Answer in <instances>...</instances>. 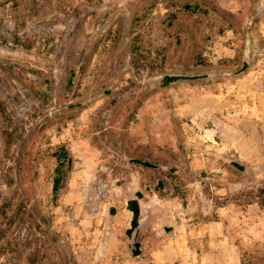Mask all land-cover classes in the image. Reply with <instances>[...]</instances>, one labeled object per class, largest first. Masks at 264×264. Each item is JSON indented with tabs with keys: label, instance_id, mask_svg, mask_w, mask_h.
Masks as SVG:
<instances>
[{
	"label": "rangeland",
	"instance_id": "374dc122",
	"mask_svg": "<svg viewBox=\"0 0 264 264\" xmlns=\"http://www.w3.org/2000/svg\"><path fill=\"white\" fill-rule=\"evenodd\" d=\"M56 1L0 0V264H264V0Z\"/></svg>",
	"mask_w": 264,
	"mask_h": 264
},
{
	"label": "flooded vegetation",
	"instance_id": "af4514ba",
	"mask_svg": "<svg viewBox=\"0 0 264 264\" xmlns=\"http://www.w3.org/2000/svg\"><path fill=\"white\" fill-rule=\"evenodd\" d=\"M53 1H56V0H53ZM63 1H65V0H63ZM56 2L63 4L62 2H60V0H58ZM56 2H51L50 4H52V6H53L54 4H56ZM64 8L66 10L62 9L64 13L62 12V23H60V28H61V34L60 35L61 36L59 39H57L55 41L56 46L58 48L65 45L64 43L67 42L68 38L70 37L69 35H71L73 30L77 27V25H79L82 17L86 13H89V12L95 10V8L91 7L87 3H78L77 5H74L71 9L68 5H65ZM51 10H53V9H51ZM2 97L9 104V106L12 109V111L14 112L17 120L23 119L24 116L28 112V108L23 104L19 105L15 102L13 103V100L9 99V97L6 94L2 95Z\"/></svg>",
	"mask_w": 264,
	"mask_h": 264
},
{
	"label": "bare ground",
	"instance_id": "6f19581e",
	"mask_svg": "<svg viewBox=\"0 0 264 264\" xmlns=\"http://www.w3.org/2000/svg\"><path fill=\"white\" fill-rule=\"evenodd\" d=\"M207 134H208V135H211V132L207 131Z\"/></svg>",
	"mask_w": 264,
	"mask_h": 264
}]
</instances>
